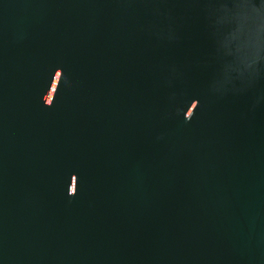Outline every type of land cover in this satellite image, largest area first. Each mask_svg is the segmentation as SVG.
<instances>
[{"label": "water", "instance_id": "obj_1", "mask_svg": "<svg viewBox=\"0 0 264 264\" xmlns=\"http://www.w3.org/2000/svg\"><path fill=\"white\" fill-rule=\"evenodd\" d=\"M0 264H264V0H0Z\"/></svg>", "mask_w": 264, "mask_h": 264}]
</instances>
